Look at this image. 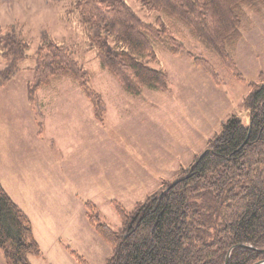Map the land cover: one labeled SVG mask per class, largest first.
<instances>
[{
	"label": "rangeland",
	"instance_id": "1",
	"mask_svg": "<svg viewBox=\"0 0 264 264\" xmlns=\"http://www.w3.org/2000/svg\"><path fill=\"white\" fill-rule=\"evenodd\" d=\"M75 1L0 0V28L17 24L29 44L16 75L0 85V179L32 223L41 248L40 255L31 256L32 264H81L71 250L88 264H106L113 249L91 224L86 203L95 204L101 223L119 231L122 220L115 201L133 211L138 202L182 178L228 118L235 115L249 126V84L264 79V4L248 10L236 48L245 80L181 24L175 28L176 37L206 58L221 82L188 54L175 56L157 46V60L149 65L168 72L171 90L145 88L134 96L101 67ZM125 1L144 20L155 22L161 16L171 25L164 12L148 10L139 0ZM45 34L69 46L90 71L91 86L107 105L104 123L95 118L94 126L87 125L90 113L81 101L91 102L69 76L40 87L31 102L28 83ZM5 66L0 56V69ZM36 146L53 159L46 161V168ZM0 264H6L1 248Z\"/></svg>",
	"mask_w": 264,
	"mask_h": 264
},
{
	"label": "trees",
	"instance_id": "2",
	"mask_svg": "<svg viewBox=\"0 0 264 264\" xmlns=\"http://www.w3.org/2000/svg\"><path fill=\"white\" fill-rule=\"evenodd\" d=\"M139 1L148 10L164 12L171 25L161 16L155 22L144 20L125 0L73 3L101 67L127 92L141 96L145 88L171 90L168 72L149 65L157 60V46L175 56L188 54L197 67L221 82L213 65L176 37L175 28L181 24L207 42L236 77L245 80L235 52L248 10L264 0ZM28 47L17 24L0 28V56L6 63L0 69V85L16 75ZM65 76L78 84L96 120L104 123L107 105L91 86L90 71L69 46L45 34L28 83L31 102L40 87ZM249 85L245 103L251 112L250 125L235 115L228 118L209 149L175 186L163 192L171 185L167 184L160 193L138 202L133 211L115 201L122 220L119 231L101 223L95 204L86 203L91 224L113 249L106 264H225L230 251L228 264L264 261V79ZM0 248L6 264H32L31 256L41 254L29 216L1 181ZM71 253L81 264H88L76 251Z\"/></svg>",
	"mask_w": 264,
	"mask_h": 264
},
{
	"label": "crops",
	"instance_id": "3",
	"mask_svg": "<svg viewBox=\"0 0 264 264\" xmlns=\"http://www.w3.org/2000/svg\"><path fill=\"white\" fill-rule=\"evenodd\" d=\"M81 104H82L85 108H87L88 113H90V114H87V121H88L87 125L94 126L96 120H95V116H94V112H93V108H92V106L88 105L85 101H81ZM91 108H92V109H91ZM83 130H84V131H85V130H89V128H88V127H87V128H83ZM87 134H89V132H88ZM37 135H38V134H37ZM85 136H88V135H85ZM37 137H39V136H37ZM37 137H36V138H37ZM38 139H39V138H38ZM24 141L27 142V147L31 146V140H30V139H27V140H24ZM34 145H35V144H34ZM34 145H32V146H34ZM35 149L38 150V153H39V155H40L39 157L43 158V159H42V162H43L42 166L46 168V166H47L46 161H47V160H48V161H52L53 159L47 157L46 150L43 151L45 148L42 150V148L36 146ZM17 160H18V163L22 162V160H20L18 157H17ZM114 173H115V172H114ZM0 180H1V179H0ZM1 182H2V184L4 185V183H3L2 180H1ZM59 184H61V182H59ZM4 187H5V189L7 190V192L10 194V190H9L5 185H4ZM37 187H38V188L40 187V183H37ZM29 191H30V190H29ZM30 195H31V194H30ZM10 196H11V195H10ZM31 197H32V195H31ZM32 199H33V198H32Z\"/></svg>",
	"mask_w": 264,
	"mask_h": 264
},
{
	"label": "water",
	"instance_id": "4",
	"mask_svg": "<svg viewBox=\"0 0 264 264\" xmlns=\"http://www.w3.org/2000/svg\"><path fill=\"white\" fill-rule=\"evenodd\" d=\"M203 154H204V153H203ZM203 154H202V155H203ZM202 155H201V156H202ZM191 168H193V166H192ZM180 180H181V178H177V179H175V180L171 183L170 187L166 188L163 192L168 191L171 187L175 186ZM239 246H244V245H239ZM230 252H231V251H230ZM230 252H229V254H228V257H227V260H226V263H225V264H228V262H229ZM256 264H264V261L257 262Z\"/></svg>",
	"mask_w": 264,
	"mask_h": 264
}]
</instances>
